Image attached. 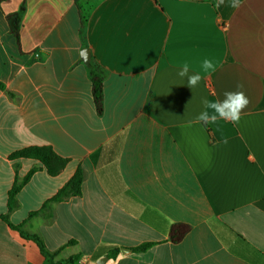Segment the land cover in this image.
<instances>
[{"label":"crops","instance_id":"0c3cea01","mask_svg":"<svg viewBox=\"0 0 264 264\" xmlns=\"http://www.w3.org/2000/svg\"><path fill=\"white\" fill-rule=\"evenodd\" d=\"M217 2L0 0V216L19 227L0 219V264H51L35 237L55 264H264V0ZM226 91L250 100L239 122L197 123ZM31 146L67 166L11 158ZM78 170L82 195L43 210Z\"/></svg>","mask_w":264,"mask_h":264},{"label":"trees","instance_id":"16d2710c","mask_svg":"<svg viewBox=\"0 0 264 264\" xmlns=\"http://www.w3.org/2000/svg\"><path fill=\"white\" fill-rule=\"evenodd\" d=\"M214 1V0H213ZM22 17V11L16 13L14 16L11 17V23L13 26V29L16 34L19 32L20 27V21ZM94 97L95 102L97 104V107L99 111L102 110V101H103V84L102 79L99 77H94ZM12 159H34L39 161L44 168L46 169L47 173L54 177L61 173V171L67 166L68 159L61 157L58 155L52 147L50 146H31L24 148L22 150H19L11 155ZM36 169H33L29 172V174L23 178L21 182H16L12 189L9 192V198H8V210L9 212L13 211L16 206V196L21 191L22 187L28 183L31 176L35 173ZM83 172L81 170H78L74 176L62 187L58 190V192L47 201V203L44 205V209L48 207L50 203H57L64 201L70 197H78L82 195V184H83ZM40 212V211H39ZM38 211L31 212L30 217H33L37 214H39ZM0 219L13 229L19 228L17 226H14L9 222L8 215L0 216ZM186 233V228L182 225H175L173 227V233L172 237L174 240H179L184 234ZM36 240L39 242L41 249L44 253H46L49 258L51 259V264L53 263L54 255H51L46 252L45 247L42 243V241L35 237ZM150 244L142 245L141 247L135 249L136 251H144L146 250ZM77 257H73L70 259V261L76 260ZM60 264V263H58Z\"/></svg>","mask_w":264,"mask_h":264},{"label":"clouds","instance_id":"9594fccd","mask_svg":"<svg viewBox=\"0 0 264 264\" xmlns=\"http://www.w3.org/2000/svg\"><path fill=\"white\" fill-rule=\"evenodd\" d=\"M224 0H218L216 7H219ZM231 7L238 8L239 0H232ZM215 63L211 60L203 61V72L211 73L215 71ZM178 75L182 80L187 78V86L194 88L201 80L200 72H193L188 64H184ZM238 88H242V85H238ZM250 103L249 98L243 91H226L224 93V99H215L211 101H205V111L202 112L196 119L197 123L204 124H217L220 120H225L233 124H237L240 120L241 114ZM223 143H227V138L222 139Z\"/></svg>","mask_w":264,"mask_h":264},{"label":"water","instance_id":"95a60500","mask_svg":"<svg viewBox=\"0 0 264 264\" xmlns=\"http://www.w3.org/2000/svg\"><path fill=\"white\" fill-rule=\"evenodd\" d=\"M127 251H129V249H122V252H123V253H125V252H127Z\"/></svg>","mask_w":264,"mask_h":264}]
</instances>
